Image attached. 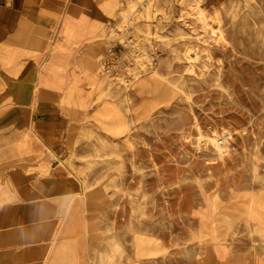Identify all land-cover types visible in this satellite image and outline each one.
<instances>
[{
  "label": "rangeland",
  "instance_id": "obj_1",
  "mask_svg": "<svg viewBox=\"0 0 264 264\" xmlns=\"http://www.w3.org/2000/svg\"><path fill=\"white\" fill-rule=\"evenodd\" d=\"M116 5L97 130L38 155L97 188V236L116 258L132 239L150 264H216L222 247L217 264H259L237 254H264V0Z\"/></svg>",
  "mask_w": 264,
  "mask_h": 264
},
{
  "label": "crops",
  "instance_id": "obj_2",
  "mask_svg": "<svg viewBox=\"0 0 264 264\" xmlns=\"http://www.w3.org/2000/svg\"><path fill=\"white\" fill-rule=\"evenodd\" d=\"M119 1L0 0V264H150L132 239L121 259L103 248L97 188L38 155L68 149L74 128L97 130V68L109 50L102 25ZM216 253V264L229 257L227 247ZM237 255L264 264V254Z\"/></svg>",
  "mask_w": 264,
  "mask_h": 264
}]
</instances>
